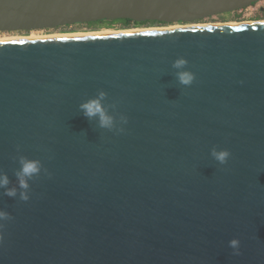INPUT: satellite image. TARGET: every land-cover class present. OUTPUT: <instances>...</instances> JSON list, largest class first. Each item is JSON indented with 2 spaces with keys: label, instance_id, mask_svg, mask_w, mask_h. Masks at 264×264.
I'll list each match as a JSON object with an SVG mask.
<instances>
[{
  "label": "water",
  "instance_id": "1",
  "mask_svg": "<svg viewBox=\"0 0 264 264\" xmlns=\"http://www.w3.org/2000/svg\"><path fill=\"white\" fill-rule=\"evenodd\" d=\"M256 1L0 0V32L190 24ZM215 25L0 41V171L43 165L27 201L0 190V264H264V22ZM101 89L123 132L79 109Z\"/></svg>",
  "mask_w": 264,
  "mask_h": 264
},
{
  "label": "clouds",
  "instance_id": "2",
  "mask_svg": "<svg viewBox=\"0 0 264 264\" xmlns=\"http://www.w3.org/2000/svg\"><path fill=\"white\" fill-rule=\"evenodd\" d=\"M187 64L188 61L185 57H177L171 63V67L175 70L176 81L186 87L190 86L195 80V74L186 67ZM106 97L107 93L104 90H98L96 95L83 100L78 107L90 121L95 119L100 129L116 133L123 132V125L127 124L128 118L123 113H116L117 105L115 103L106 104ZM17 149L19 150V145ZM209 154L220 165L226 164L231 156L227 149H217L215 147L209 150ZM17 163L18 167L13 171L15 182L6 172L0 171V190H2L3 195L12 198L18 197L22 201H27L30 198V181L40 175L43 165L39 159L24 156H20ZM9 218V213L0 210V220ZM228 245L232 249L233 255H240V241L238 238L233 237L230 239Z\"/></svg>",
  "mask_w": 264,
  "mask_h": 264
},
{
  "label": "rangeland",
  "instance_id": "3",
  "mask_svg": "<svg viewBox=\"0 0 264 264\" xmlns=\"http://www.w3.org/2000/svg\"><path fill=\"white\" fill-rule=\"evenodd\" d=\"M263 21L264 22V14H261V17L254 19H241L236 17L235 13H228L222 15H215L212 17H208L199 22L190 23V24H232V23H241V22H251V21ZM175 25H185L183 23H173V24H156V25H140V26H129L127 28L120 27L119 25H114L110 28H91L87 27L85 24L73 25L71 27L60 28L56 30H36L31 32H0V38H10V37H29L31 34L38 37L47 36V35H66V34H86V33H104L103 30L106 31H127V30H136V29H151V28H159V27H169ZM31 35V36H32ZM7 36V37H6Z\"/></svg>",
  "mask_w": 264,
  "mask_h": 264
},
{
  "label": "bare ground",
  "instance_id": "4",
  "mask_svg": "<svg viewBox=\"0 0 264 264\" xmlns=\"http://www.w3.org/2000/svg\"><path fill=\"white\" fill-rule=\"evenodd\" d=\"M254 22H263V21H254ZM251 22H241V23H232V24H224V25H238V24H249ZM223 25V24H222ZM191 26H218V25H209V24H185V25H175V26H169V27H159V28H151V29H136V30H127V31H106L103 30L104 33H86V34H66V35H47V36H35L30 35L29 37L21 38V37H10V38H0V41L4 40H21V39H34V38H49V37H67V36H80V35H101V34H113V33H124V32H131V31H148V30H162V29H171V28H181V27H191ZM7 37V36H6Z\"/></svg>",
  "mask_w": 264,
  "mask_h": 264
},
{
  "label": "built area",
  "instance_id": "5",
  "mask_svg": "<svg viewBox=\"0 0 264 264\" xmlns=\"http://www.w3.org/2000/svg\"><path fill=\"white\" fill-rule=\"evenodd\" d=\"M233 13L236 14V17L241 19H256L261 17V14H264V0H258L249 6L236 10Z\"/></svg>",
  "mask_w": 264,
  "mask_h": 264
},
{
  "label": "trees",
  "instance_id": "6",
  "mask_svg": "<svg viewBox=\"0 0 264 264\" xmlns=\"http://www.w3.org/2000/svg\"><path fill=\"white\" fill-rule=\"evenodd\" d=\"M156 25L155 22H148V23H135L132 22L131 20L127 19H119V20H100V21H95V22H90L85 24L87 27L91 28H110L113 27L114 25H119L120 27L127 28L129 26H140V25Z\"/></svg>",
  "mask_w": 264,
  "mask_h": 264
}]
</instances>
